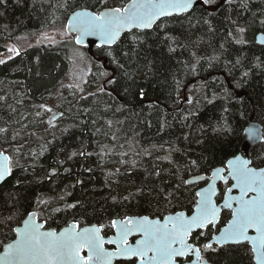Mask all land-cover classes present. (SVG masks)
Masks as SVG:
<instances>
[{"label": "trees", "instance_id": "obj_1", "mask_svg": "<svg viewBox=\"0 0 264 264\" xmlns=\"http://www.w3.org/2000/svg\"><path fill=\"white\" fill-rule=\"evenodd\" d=\"M126 1L4 0L0 52L18 35L30 42L64 24L77 7L98 11ZM259 30L264 0H228L214 11L196 6L152 28L126 31L112 46H94L95 56L107 57L111 78L112 71L87 54L71 77L72 51H85L71 38L31 44L3 59L0 150L10 155L11 172L0 183V248L30 210L49 228L76 220L104 225V235L112 233L113 217L190 212L198 185L184 183L186 176L208 174L236 154L252 113L263 139L248 153L253 165H264V46L254 41ZM225 77L246 95L237 97ZM41 105L62 112L52 126L51 112ZM224 187L218 182L216 199ZM229 212L222 210L215 228L197 230L189 240L205 244ZM204 255L214 264H253L247 242Z\"/></svg>", "mask_w": 264, "mask_h": 264}, {"label": "snow or ice", "instance_id": "obj_2", "mask_svg": "<svg viewBox=\"0 0 264 264\" xmlns=\"http://www.w3.org/2000/svg\"><path fill=\"white\" fill-rule=\"evenodd\" d=\"M3 2L4 0H0V3ZM204 2L208 3V0ZM100 3L105 4V0H100ZM191 5L192 0H131L130 4L123 7L105 6L100 12L74 13L76 23L73 24L70 20L69 24L72 30L79 33L76 36L77 44L81 43L82 36L96 35L100 37L101 45L110 46L115 43L121 30L133 27L150 28L158 18L186 11ZM239 31L243 33L244 29ZM0 63L4 61L0 60ZM108 82L112 83L111 80ZM99 90L104 91L103 87ZM140 95L143 97V90ZM188 102L191 103V99ZM40 107L52 111L46 105ZM54 119L53 116L49 120L50 126ZM8 160L0 152V180L11 172L7 167ZM195 163L192 161V164ZM252 164L253 161L236 156L234 160L228 161L226 167L215 168L209 178L212 183L196 192L199 199L190 216L177 212L175 216H165L162 224L159 221H149L147 216L138 221L129 217L121 221L112 220L111 227L117 230L115 237L107 240L109 244L116 245L112 252L103 249L105 240L99 233L104 225L78 230L74 223L57 234L54 230L41 231L43 225L35 223L36 213L31 212L28 214L30 219L24 222L23 228L13 229L18 239L5 245L4 253L0 254V264H111L116 256L136 257L139 264H180L181 257L187 258L185 264H209L203 256L205 252H216L226 244L242 241L251 243L255 264H264V168L254 167ZM217 179L226 186L230 180L234 181L230 187H226L223 202L225 208L231 209L232 219L228 221V227L218 230V236L214 235L210 242L198 246L195 241L189 242L194 230L207 229L210 226L215 228L217 224L220 208L213 200ZM233 189H239L240 195L231 196ZM249 193L254 195L249 196ZM67 207L72 208L75 205ZM134 230L142 233V238L136 240L135 245H131L128 237ZM249 230H253L256 235L250 236ZM204 235L203 231L199 232V236ZM84 246L88 248L87 257L79 255ZM192 256L195 260L191 259Z\"/></svg>", "mask_w": 264, "mask_h": 264}, {"label": "water", "instance_id": "obj_3", "mask_svg": "<svg viewBox=\"0 0 264 264\" xmlns=\"http://www.w3.org/2000/svg\"><path fill=\"white\" fill-rule=\"evenodd\" d=\"M226 1H228V0H215V2H213V3H205L204 0H192V5H191L186 11H189V10L191 11V9H192L193 7H196V6H202L203 8H205V9H207V10H209V11H214V10H216L217 8H219L222 4H224ZM130 3H131V0H128V1H126L124 4H122L121 7H123V6H125V5H128V4H130ZM107 7H119V6H116V5H115V6H107ZM104 8H105V7L99 9L98 11H94V10L88 8V7H83V6H82V7H77V8H75V9L71 10V11L68 13L66 19H64V20H65V22H64V28H65V31H66V32L73 34V41H74V43H75L76 45H78V46H82V47H84V48H85V52H86V54H87L88 56H90L91 58H93V59L96 60V61H101V64H102L103 68H105L106 70H111V71H112V73L110 74V76H108V78H111V77L113 76V72H114V71H113L112 68H110L111 66H109V65L107 64V62H108L107 57H104V56H95V53H94V51H93V47H94V46H98V45H100V46H109V45H106V44H105V45H101L100 37H99V36H96V35H85V36H82V37H81V43L77 44V43H76V36L79 35V33H77L75 30H72L71 27H70V24H69L70 20L72 21L73 24L76 23V17L74 16V13L83 12V11H88V12H100V11H103ZM186 11H183V12H186ZM183 12H180V13H172V15L181 14V13H183ZM172 15H169V16H172ZM164 17H168V16L160 17V18L157 19V21L160 20V19H162V18H164ZM157 21H156V22H157ZM156 22H155L150 28L154 27V25L156 24ZM132 29H148V28H135V27H133V28H131V29L125 28V29L121 30L120 35H119V37L117 38V40H116L115 42L118 41V39L120 38V36H121L124 32H126V31H130V30H132ZM254 41L264 46V30H259V31H257V32L255 33V35H254ZM113 44H115V43H113ZM113 44H111L110 46H112ZM220 73L223 74V72H220ZM194 81H195V78H194V77L191 78V79L187 82V84H186V86H185L184 89H186V87H187L190 83H193ZM225 81H226V83H227L228 88L231 89L232 84L230 83L229 78H228V77H225ZM184 89H183V90H184ZM109 90L112 91L111 89H109ZM233 90H234V93H235V95H236L237 97H241V96H243V95H246V91H245L244 89H235V88H234ZM183 99L188 101V100L190 99V97H189L188 95L184 94ZM61 114H62V112H61L60 110L54 109L48 120L52 119L53 116H54L55 119H56V118H58ZM52 121H53V120H52ZM243 131H244V139H243V141H242V144H241V146H240L239 151H238L236 154L231 155L230 157H228V158L226 159V161L223 162L224 164H219V165H216V166L212 167L211 170H210V173H208V174H204V173H194V174H191V175H189V176H186V181L188 182V184H197V185H198V187H196V189H195V194H196L197 191H200L201 189L207 188L208 185H209L210 183H212V180L209 179V178L211 177V175H212V171H213L215 168L226 167L228 161H229V160H234V157H236V156H240L242 159H248V160H251V159H250V156H249V153H248V151H249L248 149H250V146H251L252 144L257 143V142H260V141L263 139V137H262V136H263V126H262V124H261L260 121H258L257 119L254 118V114L252 113V114L249 116L248 122H247V124H245V127H244ZM0 152H3L5 156H7L8 158H10V155L8 154L7 151H5V150H0ZM6 163H7V167H9V168L11 169V166H10V159H9ZM252 166H254V167H259V168H264V165H261V166H255V165L252 164ZM9 175H10V174H9ZM9 175H6V176L4 177V179L7 178ZM197 177H199V179H197ZM4 179H3V180H4ZM3 180H0V183H1ZM219 181H221V180H218V179H217V180L215 181L216 195L218 194V191H219V188H218V182H219ZM230 181H231V180H230ZM199 183H200V184H199ZM231 183H234V181H231L230 184H229L227 187H230V186H231ZM225 190H226V187H225V189H224V191H223V194H222V197H221L220 200L215 201V200H216V195L213 197V200L215 201V203H216V204L218 205V207L220 208V211H219V214H218V219H219V217H220L221 211L224 210V209H229V210H230V212H229V213H230V216L228 217V219L226 220V222H225L224 224L219 225L218 229H217L216 231H214V232L211 234L210 238H208V240H207L206 243L210 242V241L212 240V237H213L214 235H216V236L219 235V231H218L219 229H224V228L228 227V221L232 219L231 209H230V208H225V207H224V204H223V202H224V192H225ZM230 195H231V196H239V195H240L239 189H233V191L230 193ZM252 195H254V193H249V196H252ZM246 198H247V197H246ZM198 199H199V197L196 196V200L194 201L195 204H194V206H193V208H192V210H191L190 212H186V211L183 210V209H179V210H175L174 212H173V211L168 212V213H166L165 215H163V216H161V217H158V216H148L147 214H131V215H126V216H124V217H113V218L111 219V221L114 220V219L117 220V221H121V220H124L125 217H129V218H132V219L138 221V220H140L142 217L147 216L148 219H149V221H159V222L162 224V223L164 222V219H163V218H164L165 216H175V214H176L177 212H183V213L185 214V216H190V215H192L193 212H194L195 209H196V201H197ZM235 206H236V205H235V202H233V207H235ZM31 212L36 213V216H35V223H38V224H42V225H43V228L41 229V231H53V230H54L57 234H59V233H60L61 231H63L65 228H68L69 225L74 224V223L77 225L78 230L83 229V228H92L93 226H96V227L99 228V226H100V224H97V223H83V224H79L76 220H71V221H69L68 223L64 224L63 226H61V227H59V228H53V227H50V228H49V227H47V226L45 225V220L40 219V218L38 217V214H37V212H36L35 210H30V211H29V212H28V213L22 218V220L20 221V223L17 224L16 226H14V229H15V228H23V227H24V222H25L26 220H29V219H30V217H29L28 214L31 213ZM217 222H218V220H217ZM169 227H171V224H169ZM112 230H113L112 233H110V234H108V235H104V234L102 233L101 230H100V233H99L100 236H102V237L104 238V240H105V242H104V244H103V249H104L105 251H108V252L115 251V249H116V245H115V244H111L110 246H106V244H109V243L107 242V240H108L109 238L115 237V235H116V231H117V230H116L115 228H112ZM200 230H202V229H200ZM195 231H197V230H194V232H195ZM13 234H14V237H12V239H10L9 241L5 242V243L1 246V248H0V254H3V253H4V251H5V245L11 244V243H13L14 241H16V240L18 239V237H17V233H16L15 231H14ZM248 234H249L250 236H254V235H256V233H255L253 230H249V233H248ZM131 237H133L132 240H130ZM141 238H142V233H138V232H136V231L134 230L133 233L128 237V243L131 244V245H135L136 240L141 239ZM189 238H190V237H189ZM189 242L191 243L192 241L189 240ZM242 242H247L248 245L250 246V250H251L252 245H251V243H250L249 241H242ZM79 255H80V256L87 257V256L89 255L88 248H87L86 246L82 247V248L80 249ZM203 256H204L205 259H207V258L205 257V255H203ZM252 257H253V261H252V262H253V264H255V259H254V255H253V253H252ZM129 258H134V264H139L137 258H136V257H133V256H116V257H113V259H112V261H111V264H115V261L118 260V259H129ZM181 258H184V257H181ZM191 259H192V260H195V257L192 256ZM207 260H208V259H207ZM185 261H186V260H185ZM185 261L180 262V264H185ZM208 261H209V260H208ZM209 264H214V263L211 262V261H209Z\"/></svg>", "mask_w": 264, "mask_h": 264}, {"label": "rangeland", "instance_id": "obj_4", "mask_svg": "<svg viewBox=\"0 0 264 264\" xmlns=\"http://www.w3.org/2000/svg\"><path fill=\"white\" fill-rule=\"evenodd\" d=\"M211 1L214 2L215 0H211ZM62 38H71V39H73V34L68 33V32L65 31L64 24L59 25L57 27H53V28H49V29L43 30L42 32H39L37 38H35L34 40H32L30 42H29V40H28V38L26 36L18 35L15 38L14 41H9L8 42V44L6 46L7 49H5V50L0 52V60L8 58L9 56H11L14 53H16L18 50H22V49L26 48L27 46H30L31 44L52 43V42L55 43L56 41H58L59 39H62ZM72 52L73 53H72L71 57L74 60H73V66H72V68H70V73H71V77H74L75 75H77L80 66L86 62V58H85L86 52L84 51V49H80V50L77 49L75 51L73 50ZM226 85H227V83H226ZM232 87H233V85H232ZM232 87H231V89H234ZM52 112L53 111H51L50 115L52 114ZM196 187H198V186H196ZM130 239H133V237H131Z\"/></svg>", "mask_w": 264, "mask_h": 264}, {"label": "flooded vegetation", "instance_id": "obj_5", "mask_svg": "<svg viewBox=\"0 0 264 264\" xmlns=\"http://www.w3.org/2000/svg\"><path fill=\"white\" fill-rule=\"evenodd\" d=\"M231 182V181H230ZM230 182H229V184H230ZM228 186V185H227ZM226 186V187H227ZM224 191V190H223ZM223 194V193H222ZM217 196V195H216ZM221 197H222V195H221ZM221 199V198H220ZM219 199V200H220ZM215 201H218V199H216ZM229 210V209H228ZM230 211V210H229ZM230 216V215H229ZM130 240H132V239H130ZM111 244H106V246H110ZM252 253V252H251ZM253 258V257H252ZM129 259H133V264H134V258H129ZM180 259V262H182V261H185L187 258H179ZM119 260V259H118Z\"/></svg>", "mask_w": 264, "mask_h": 264}, {"label": "bare ground", "instance_id": "obj_6", "mask_svg": "<svg viewBox=\"0 0 264 264\" xmlns=\"http://www.w3.org/2000/svg\"><path fill=\"white\" fill-rule=\"evenodd\" d=\"M120 260V259H119Z\"/></svg>", "mask_w": 264, "mask_h": 264}]
</instances>
